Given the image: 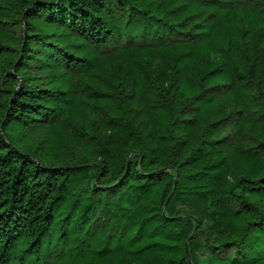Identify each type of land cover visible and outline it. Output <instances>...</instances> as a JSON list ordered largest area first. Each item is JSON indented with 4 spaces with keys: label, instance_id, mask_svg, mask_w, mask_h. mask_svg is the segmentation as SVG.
Returning <instances> with one entry per match:
<instances>
[{
    "label": "trees",
    "instance_id": "obj_1",
    "mask_svg": "<svg viewBox=\"0 0 264 264\" xmlns=\"http://www.w3.org/2000/svg\"><path fill=\"white\" fill-rule=\"evenodd\" d=\"M257 4L0 0L20 29L0 27L17 84L0 90V264H264V141L242 144L264 137ZM227 106L233 142L213 135Z\"/></svg>",
    "mask_w": 264,
    "mask_h": 264
},
{
    "label": "rangeland",
    "instance_id": "obj_2",
    "mask_svg": "<svg viewBox=\"0 0 264 264\" xmlns=\"http://www.w3.org/2000/svg\"><path fill=\"white\" fill-rule=\"evenodd\" d=\"M235 2H248L250 0H234ZM253 3H258V10L262 12V18L264 19V0H251ZM0 27L4 29H13L17 35L20 33L19 29V21H18V15L13 12L9 13L8 16L4 18H0ZM208 61L214 62L217 61V57L212 56V54L208 55ZM261 67L263 68L260 70V67H256L254 69L255 76L249 78L247 81V84L249 88L251 89V96L259 103L264 104V59L260 62ZM5 59L0 58V70L2 68L5 69ZM156 63L155 66H149L150 73L156 78V79H161L166 76L167 78V73L166 71L168 70V59L166 57H162L160 60V64ZM260 72V73H259ZM259 76L257 77V75ZM218 83V82H216ZM212 85H215L212 84ZM17 84H6L2 77L0 76V90L2 89H12L16 88ZM214 90L217 91H223L224 87L219 86L218 88L216 86H213ZM3 98H0V102H2ZM233 106H227L225 107L224 111H220V115L222 116V121L220 123H217L214 125L215 132L213 133L214 136L218 137H224L225 139H228L229 142H233L235 140L236 134H235V122L238 119V111L234 108ZM50 126V123L47 122L45 123L41 128L38 129H32V133L30 134L29 138V146L31 150H36L38 154H41V143L43 140L47 138V128ZM31 130V128H30ZM264 141V137L261 136V139L259 135H256L253 129L247 128V134H245V137L242 141L243 148L249 150L251 153L253 152H259V144L260 142ZM210 223L209 217H203L202 224L201 226L206 227ZM199 237H202L199 235ZM234 250L230 249L228 251H224V254H234ZM223 255V254H222Z\"/></svg>",
    "mask_w": 264,
    "mask_h": 264
}]
</instances>
